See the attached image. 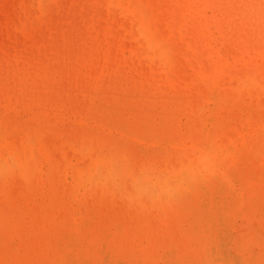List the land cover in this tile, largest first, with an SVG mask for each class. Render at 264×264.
<instances>
[{
    "label": "rangeland",
    "instance_id": "obj_1",
    "mask_svg": "<svg viewBox=\"0 0 264 264\" xmlns=\"http://www.w3.org/2000/svg\"><path fill=\"white\" fill-rule=\"evenodd\" d=\"M262 126L264 0H0V264H264Z\"/></svg>",
    "mask_w": 264,
    "mask_h": 264
},
{
    "label": "bare ground",
    "instance_id": "obj_2",
    "mask_svg": "<svg viewBox=\"0 0 264 264\" xmlns=\"http://www.w3.org/2000/svg\"><path fill=\"white\" fill-rule=\"evenodd\" d=\"M31 1V0H30ZM39 1V0H38ZM41 1V0H40ZM43 1V0H42ZM46 1V0H45ZM135 2H133V4H134ZM25 6H26V4H24ZM43 6V5H42ZM22 7V6H21ZM44 8V7H43ZM22 10H23V8H22ZM32 10L33 9H31V12H32ZM36 10V9H35ZM26 11H27V9H26ZM30 12V11H29ZM147 12V11H146ZM33 13H35L34 11H33ZM142 14V13H141ZM147 14V13H146ZM26 15V14H25ZM21 17H22V14L20 15V19H21ZM22 18H24V17H22ZM29 18H30V16H29ZM22 20V19H21ZM18 24H20V23H18ZM139 31V30H138ZM142 31V30H141ZM144 32V31H143ZM154 34V33H153ZM151 35V34H150ZM156 35V34H155ZM154 36V35H153ZM160 38V37H159ZM155 39V38H154ZM157 39V38H156ZM153 41V40H152ZM161 42H162V40H161ZM152 43V42H151ZM168 44V43H167ZM166 44V45H167ZM165 45V44H164ZM257 123V122H256ZM250 124H251V121H250ZM255 124V123H254ZM2 127V126H1ZM253 127V126H252ZM262 127H264V126H262ZM262 129V128H261ZM1 130V129H0ZM251 130V129H250ZM252 131V130H251ZM4 132V131H3ZM256 132V131H255ZM259 138H261L260 136H259ZM17 144H18V142H17ZM216 144V143H215ZM28 150V149H27ZM95 152V151H94ZM103 152V151H102ZM98 153H100V152H98ZM1 157V156H0ZM23 158V157H22ZM196 158V157H195ZM1 160V159H0ZM110 160V159H109ZM196 161L198 160V159H195ZM194 160V161H195ZM193 161V162H194ZM108 162V161H107ZM198 162V161H197ZM118 163V162H117ZM174 163V162H173ZM199 164V163H198ZM114 165H115V162H114ZM116 165H118V164H116ZM121 165V164H120ZM119 165V166H120ZM152 165V164H151ZM175 165H177V164H175ZM179 165V164H178ZM177 165V166H178ZM0 166H3V167H0L1 169H0V171H2V170H4L5 169V165H4V163L2 162V164L0 165ZM122 166V165H121ZM168 166V165H167ZM176 166V167H177ZM108 167V166H107ZM150 167V166H149ZM98 168V167H97ZM117 168V167H116ZM120 168V167H119ZM178 168V167H177ZM98 170V169H97ZM179 170V169H178ZM16 171V170H15ZM188 172V171H187ZM113 173V175H114V172H112ZM206 174V173H205ZM134 175V174H133ZM207 176H208V173L206 174ZM159 176V175H158ZM108 180H109V178H108ZM110 181H111V179H110ZM109 184H110V182H109ZM162 188V187H161ZM82 189V188H81ZM140 208V207H139Z\"/></svg>",
    "mask_w": 264,
    "mask_h": 264
}]
</instances>
